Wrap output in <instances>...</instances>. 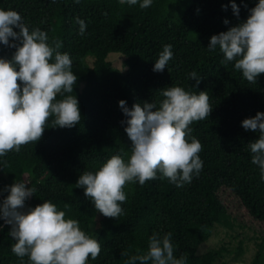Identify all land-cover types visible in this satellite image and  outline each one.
I'll return each instance as SVG.
<instances>
[{
  "label": "trees",
  "instance_id": "1",
  "mask_svg": "<svg viewBox=\"0 0 264 264\" xmlns=\"http://www.w3.org/2000/svg\"><path fill=\"white\" fill-rule=\"evenodd\" d=\"M139 2L0 0V9L17 11L30 31L40 28L49 43L62 42L59 51L70 55L77 76L73 95L81 115L72 128L51 127L50 120L37 143L0 157V197L6 198L15 182L35 187L22 211L47 200L65 211L66 218L78 220L101 245L99 257L88 264H125L128 256L122 252L143 254L153 233L169 232L174 256H186V264H227L225 244L198 253L217 227L257 234V249L248 264H264V180L251 163L249 149L259 133L241 126L242 120L264 113V74L250 84L234 61L222 63L218 49H207L212 35L244 22L258 0H153L146 9ZM231 2L239 8L238 17ZM77 18L86 24L84 35L79 34ZM167 44L172 45L173 58L164 71L155 72L154 63ZM14 52L0 44V58L10 59ZM111 53L124 57V70L112 66ZM193 71L201 77L198 85L189 77ZM171 86L210 97L208 119L190 126L191 136L203 146L202 171L180 188L161 179L160 173L143 186L128 184L124 214L104 217L84 190L76 188V181L84 171L95 173L113 155L125 160L130 155L127 124L122 123L127 117L118 102L124 100L129 109L145 102L159 106L161 92ZM9 231L10 225L0 219V264H21L11 251L15 241ZM23 259L28 264V258Z\"/></svg>",
  "mask_w": 264,
  "mask_h": 264
},
{
  "label": "clouds",
  "instance_id": "2",
  "mask_svg": "<svg viewBox=\"0 0 264 264\" xmlns=\"http://www.w3.org/2000/svg\"><path fill=\"white\" fill-rule=\"evenodd\" d=\"M79 2V0H76ZM121 4L137 5L138 0H119ZM153 0L139 2L149 8ZM233 14L239 8L231 2ZM228 24V20L223 21ZM79 34L86 24L77 18ZM18 29V31L14 30ZM18 43H15L17 42ZM0 44L15 48L10 59L0 58V157L19 152L21 147L37 143L49 127L72 128L80 123L78 99L73 95L77 76L68 53H61L62 42L53 39L40 28L29 30L21 15L14 10L0 9ZM207 49L223 54L222 63L233 62L250 84L264 74V0H258L249 10L247 19L225 32L212 35ZM173 58L172 45H164L154 63L153 71L162 72ZM198 85L201 77L189 73ZM159 106L153 102L133 104L129 109L124 100L118 102L126 121L124 131L131 141L127 160L113 155L95 173L84 171L76 188L84 190L100 214L117 219L124 214L127 201L124 191L131 183L143 186L147 181L166 178L177 188L191 183L203 168L201 142L191 136L194 122L208 119L212 106L207 92L198 94L180 86L161 92ZM58 97H62L58 99ZM246 131L259 133L249 144L251 163L261 170L264 180V113L242 120ZM15 182L0 202V219L10 225L9 235L15 241L12 253L24 264H88L101 253L98 240L80 228L79 221L66 218V212L45 200L34 208L22 211L25 201L36 193L35 187ZM65 209L69 206L64 205ZM172 233H153L147 251L128 256L125 264H186V256L176 258Z\"/></svg>",
  "mask_w": 264,
  "mask_h": 264
},
{
  "label": "rangeland",
  "instance_id": "3",
  "mask_svg": "<svg viewBox=\"0 0 264 264\" xmlns=\"http://www.w3.org/2000/svg\"><path fill=\"white\" fill-rule=\"evenodd\" d=\"M108 59L112 62V66L114 68H118L120 70L125 69L123 65L124 57L118 53H111ZM0 202H2L1 197ZM226 231L223 228L217 227L211 238L200 245L198 253H203L209 249L220 247L225 244L228 251L225 253L224 261H226L227 264H248L257 249L256 244L258 241L255 239L257 234L253 233L251 230L235 229ZM240 241L242 243L241 246L244 249V252L241 254L238 251ZM222 261L223 260H219L215 264H221Z\"/></svg>",
  "mask_w": 264,
  "mask_h": 264
}]
</instances>
